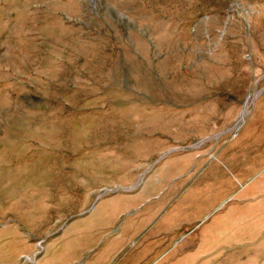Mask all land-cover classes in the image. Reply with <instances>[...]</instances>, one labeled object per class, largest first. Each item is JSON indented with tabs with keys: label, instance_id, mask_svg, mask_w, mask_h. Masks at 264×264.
Wrapping results in <instances>:
<instances>
[{
	"label": "rangeland",
	"instance_id": "374dc122",
	"mask_svg": "<svg viewBox=\"0 0 264 264\" xmlns=\"http://www.w3.org/2000/svg\"><path fill=\"white\" fill-rule=\"evenodd\" d=\"M71 259L264 264V0H0V264Z\"/></svg>",
	"mask_w": 264,
	"mask_h": 264
},
{
	"label": "crops",
	"instance_id": "0c3cea01",
	"mask_svg": "<svg viewBox=\"0 0 264 264\" xmlns=\"http://www.w3.org/2000/svg\"><path fill=\"white\" fill-rule=\"evenodd\" d=\"M92 264V260L91 259H71L70 260V264Z\"/></svg>",
	"mask_w": 264,
	"mask_h": 264
}]
</instances>
